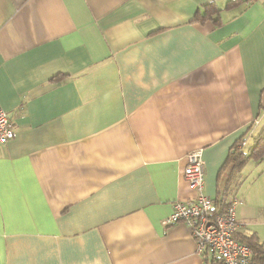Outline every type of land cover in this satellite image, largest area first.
I'll return each instance as SVG.
<instances>
[{
    "label": "crops",
    "instance_id": "0c3cea01",
    "mask_svg": "<svg viewBox=\"0 0 264 264\" xmlns=\"http://www.w3.org/2000/svg\"><path fill=\"white\" fill-rule=\"evenodd\" d=\"M0 108V264H217L162 223L200 194L264 244V159L226 166L264 132L263 0H0Z\"/></svg>",
    "mask_w": 264,
    "mask_h": 264
},
{
    "label": "built area",
    "instance_id": "2783aa9c",
    "mask_svg": "<svg viewBox=\"0 0 264 264\" xmlns=\"http://www.w3.org/2000/svg\"><path fill=\"white\" fill-rule=\"evenodd\" d=\"M264 5V0H263ZM15 138L14 125L6 111L0 108V145ZM184 180L191 190L204 187L205 167L201 151L188 155ZM233 199L224 208H216L213 198L200 194L192 201H177L172 213L163 220L164 227L180 222L190 226L198 253L219 257L224 264H252L253 250L237 238L239 222Z\"/></svg>",
    "mask_w": 264,
    "mask_h": 264
},
{
    "label": "trees",
    "instance_id": "16d2710c",
    "mask_svg": "<svg viewBox=\"0 0 264 264\" xmlns=\"http://www.w3.org/2000/svg\"><path fill=\"white\" fill-rule=\"evenodd\" d=\"M237 2V0H227L228 5H232L233 3ZM218 7V6H217ZM218 9H220L218 7ZM212 11L210 10V14L213 15L217 14L218 11ZM209 12V10L207 11ZM209 14V13H208ZM206 15V11H205ZM242 144L240 146L237 145V143L233 146L231 149V152L229 153V157L226 163V166H228L230 163H233L234 165H231L234 167V175H232L231 182H235V178L238 173L242 170V168L251 160L260 161L264 159V132L256 135L252 141V146L248 149L247 152H244L242 150ZM216 205H219L220 207L224 208L226 206V202L224 199L222 200L220 197L214 199ZM243 242V241H242ZM246 243L251 247L253 250V262L252 264H256L258 261H264V244L259 242L258 240H255L254 238H248ZM205 262H208L209 260L212 261V263L217 264H224V262L214 255H210L207 253H204L201 255Z\"/></svg>",
    "mask_w": 264,
    "mask_h": 264
},
{
    "label": "rangeland",
    "instance_id": "374dc122",
    "mask_svg": "<svg viewBox=\"0 0 264 264\" xmlns=\"http://www.w3.org/2000/svg\"><path fill=\"white\" fill-rule=\"evenodd\" d=\"M253 166L255 167V164L250 163V164L247 165V169H249V168H253Z\"/></svg>",
    "mask_w": 264,
    "mask_h": 264
}]
</instances>
